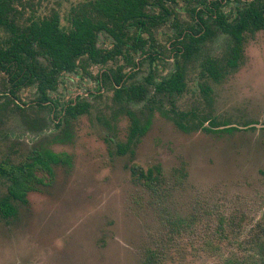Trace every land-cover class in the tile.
I'll return each instance as SVG.
<instances>
[{"label":"rangeland","instance_id":"1","mask_svg":"<svg viewBox=\"0 0 264 264\" xmlns=\"http://www.w3.org/2000/svg\"><path fill=\"white\" fill-rule=\"evenodd\" d=\"M82 1L23 0V19L55 11L67 27L70 9ZM175 10L181 22H191L184 3ZM174 35L168 25L154 30L157 51L165 57ZM231 44L221 32L202 44L186 64V87L173 105L152 88L141 102L115 101L109 83L101 89V71L132 67L123 56L89 65L86 72L61 74L49 92L58 105L54 112L35 106L34 87L17 94L23 105L17 109L0 73V163L26 162L39 147L68 159L52 166L50 176L37 174L42 182L33 184L24 203L13 202L14 217H0V264H146L149 252H157L161 264H220L203 241L221 222H229L241 238L264 215V34L245 35L238 67L220 82L202 75L204 60L223 62ZM112 46L100 34L97 47ZM130 57L141 61L130 83H141L150 73L159 82L175 70L172 59L151 68L138 54ZM74 99L89 102V112L62 123L61 109ZM127 111L140 127L149 119L143 135L131 142ZM65 130L69 138L53 141ZM132 165L143 171L160 167L154 190L131 175ZM7 185L0 178V199ZM213 241L227 248L218 238Z\"/></svg>","mask_w":264,"mask_h":264},{"label":"trees","instance_id":"2","mask_svg":"<svg viewBox=\"0 0 264 264\" xmlns=\"http://www.w3.org/2000/svg\"><path fill=\"white\" fill-rule=\"evenodd\" d=\"M179 2L187 7L191 22L183 23L179 19L175 10ZM230 6L232 8L225 12L224 8ZM22 10L23 0H0V30L5 33L3 38L0 34V73L5 78L6 96L19 110L23 108L17 103V94L34 87L38 94L35 106L48 107L53 112L57 104L50 102L49 92L56 90L62 73L86 72L89 65L104 66L122 56L127 65L132 66L129 71L118 66L115 71L105 70L98 75L102 88L107 83L113 87L115 101L141 102L152 88L155 95L169 99L173 105V99L186 87V64L216 32L227 35L232 44L223 62L206 58L202 64V75L205 73L214 82H220L238 67L246 34H264V0H84L70 9L65 18L67 27L61 25L55 11L48 15L31 13L23 19ZM155 10L158 13H154ZM161 25L171 26L175 32L163 49L173 53L175 71L157 83L150 73L143 82L128 84L134 76L132 70L141 65L140 61H132L130 53L148 60L151 68L153 63L164 59L165 53L157 51L161 46L154 38V30ZM103 33L113 41L109 50L97 47ZM202 91L208 94L210 89L204 87ZM90 107L87 101H69L62 109L64 119L61 122L87 114ZM127 116L130 120L127 141L131 142L143 135L149 119L144 127H140L134 113L127 111ZM177 124L183 128L180 122ZM55 126H59V122ZM235 129L223 128L224 131ZM67 138L69 134L65 130L63 136H55L53 141L63 142ZM26 160L17 165L6 161L0 163V178L8 184L7 195L0 199V217L3 219L14 217L13 202L24 203L33 184L42 182L38 173L50 176L52 166L68 163L64 154L45 147H39ZM130 170L146 188L154 190L158 184L160 167L143 171L132 165ZM261 218L246 235L242 233L241 238L229 222H221L219 229L203 241L204 249L219 257L220 264H264V215ZM217 238L227 248L214 244L213 240ZM158 257L157 252H149L146 264H161Z\"/></svg>","mask_w":264,"mask_h":264},{"label":"flooded vegetation","instance_id":"3","mask_svg":"<svg viewBox=\"0 0 264 264\" xmlns=\"http://www.w3.org/2000/svg\"><path fill=\"white\" fill-rule=\"evenodd\" d=\"M170 54H171V55L168 56V58H167V57H166V58L164 57L163 60L172 59V61H173V63H174V59H173V55H172L173 53H170ZM138 59H139V57H138ZM141 59L144 60L143 58H141ZM163 60H162V61H163ZM135 62L138 63L139 60H138V61H135ZM140 62H141V61H140ZM140 66H141V65H140ZM140 66H138L137 68H135V69L132 70V71L134 72V75H135L136 71L138 70V68H139ZM131 68H132V67H131ZM131 68H130V69H131ZM130 69H129V70H130ZM136 69H137V70H136ZM129 70H128V71H129ZM174 71H175V70H174ZM174 71H173V72H174ZM173 72H172V73H173ZM172 73H171V74H172ZM62 74H63V73H62ZM171 74H170V75H171ZM151 76H152V75H151ZM133 77H134V76H133ZM168 77H169V76H168ZM168 77H167V78H168ZM152 78H153V77H152ZM165 79H166V78H165ZM99 80H100V79H99ZM162 80H163V79H162ZM153 81H154V80H153ZM100 82H101V80H100ZM129 82H130V80L128 81V84H129ZM154 82H155V81H154ZM155 83H157V82H155ZM100 88H101V89H104V88L101 87V83H100ZM21 91H22V90H21ZM74 100H75V99H74ZM50 102H51V101H50ZM17 103H18V101H17ZM36 103H37V101H36ZM56 104H57V103H56ZM67 104H68V103H67ZM67 104H65V105L62 107V109H63L64 107H66ZM19 105H20V104H19ZM20 106H21V105H20ZM22 107H23V105H22ZM57 108H58V105H57ZM57 108H56L55 110H57ZM62 109H61V115H60V117H61V119H64V118H63V115H64V114H63ZM55 110H53V112H54ZM51 112H52V111H51ZM58 118H59V117H58ZM60 121H62V120H60Z\"/></svg>","mask_w":264,"mask_h":264}]
</instances>
